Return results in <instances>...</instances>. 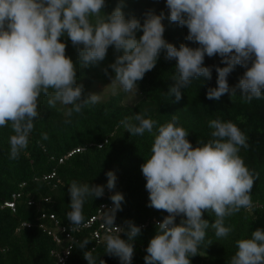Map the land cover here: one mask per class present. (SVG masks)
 <instances>
[{"label":"clouds","instance_id":"1","mask_svg":"<svg viewBox=\"0 0 264 264\" xmlns=\"http://www.w3.org/2000/svg\"><path fill=\"white\" fill-rule=\"evenodd\" d=\"M165 7L167 13L149 10L141 22L125 13L123 0L111 12L105 11L106 0H0V128L11 126L10 158L16 159L28 147L34 121L40 117L42 95L48 97L50 108L57 103L70 105L69 116L100 101L96 93L84 95V85L77 81V62L66 55L67 44L61 39L65 36L78 53L80 67L98 65L110 47L115 49V61L108 66L114 73L110 76L114 90L119 86L126 93H138V81L156 67L164 52L166 60L176 61L168 92L176 102L193 80H211L213 67L216 87L208 88L207 99L219 100L224 94L232 97L237 92L248 102L264 98V0H166ZM166 18L186 27V40L197 46L181 43L177 47L167 41ZM217 55L223 67L205 66L206 56ZM237 65L245 71L238 84L230 86L228 77ZM120 124L131 136L153 133L155 128L151 155L141 171L148 206L168 215L157 222L145 264H191L210 226L204 212L215 214L211 228L216 237L223 238L231 231L225 218L253 207L251 191L258 175L240 155L249 146L247 136L232 121L215 118L208 122L212 138L198 140L194 147L175 115L159 126L141 113L125 117ZM106 175V187L115 189V172ZM104 190V185L70 183L67 218L71 232L84 224L86 198L102 197ZM110 199L113 206L101 209L109 227L115 225L125 197L115 192ZM177 217H181L179 223ZM116 232L106 236V254L118 257L121 264H132L133 241L142 226L126 221V227L117 226ZM122 233L127 240L121 238ZM236 247L230 264H264V229L239 239ZM84 258L96 264L91 251Z\"/></svg>","mask_w":264,"mask_h":264},{"label":"trees","instance_id":"2","mask_svg":"<svg viewBox=\"0 0 264 264\" xmlns=\"http://www.w3.org/2000/svg\"><path fill=\"white\" fill-rule=\"evenodd\" d=\"M124 11L129 16L135 15L143 22L145 13L154 9L157 14L167 13L166 0H123ZM106 12L115 9L120 0H106ZM165 39L177 47L188 43V29L170 23L166 18ZM142 33H138V36ZM66 55L77 62V81L84 85L87 96L98 83L111 82L114 73L110 67L117 53L113 47L107 57L98 65L80 67L78 53L71 41L65 36ZM221 58L205 57V66L220 64ZM175 60H166L165 53L160 54L156 67L138 81V98L133 103L126 102L127 93L118 91L96 105L85 107L80 113L67 115L69 106L57 103L55 108L47 104L48 97L39 98L40 117L34 121V129L29 137V145L16 159L10 158L9 137L12 135L10 124L0 128V264H54L56 258L53 250L57 247L53 238L39 227L43 211L54 213L62 224L70 225L67 214L71 198L68 186L72 181L78 183L104 185V195L99 198L87 197L83 205L84 221L87 220L103 202L113 206L110 196L115 192L123 193L125 200L122 210L116 213L115 223L126 227V221L136 225L148 223L141 234L133 241L134 256L132 264H145L146 248L156 232L155 218L168 215L163 210L149 207V193L146 190L141 165L151 155L154 133L131 136L120 121L137 113L157 121V126L178 118V126L189 133L188 139L193 146L197 141L207 142L211 139L212 129L208 122L219 118L232 121L247 136L248 148H242L240 155L246 166L258 175L251 191L253 207L225 218V226L231 231L226 237L218 238L211 228L216 217L211 211L204 212L203 218L209 221L204 241L199 245L197 255L191 258V264H230L236 253V241L251 238L252 231L264 229V98L244 100L239 92L232 96L224 94L219 100L207 99L209 87H216L217 73L212 70L211 80L201 77L182 89L183 96L176 102L175 96L168 94L172 85ZM108 74L106 75L105 69ZM245 69L237 65L229 75L230 86L238 84ZM68 121V122H66ZM47 134V139H44ZM84 148L72 156L59 160L67 153ZM117 176L115 189L107 185L108 171ZM54 178L45 179L52 172ZM111 191V194L110 192ZM19 193L15 210L5 205L12 200V195ZM46 198L48 200H46ZM181 217H177V223ZM30 226H22L23 223ZM123 230V229H121ZM78 240L69 256L67 264H88L84 258L86 251H91L96 264H121L118 257L106 254V239L100 244L92 240L89 231L78 235ZM121 238L127 240L126 233ZM89 241L84 249L80 245Z\"/></svg>","mask_w":264,"mask_h":264},{"label":"built area","instance_id":"3","mask_svg":"<svg viewBox=\"0 0 264 264\" xmlns=\"http://www.w3.org/2000/svg\"><path fill=\"white\" fill-rule=\"evenodd\" d=\"M83 149V147L76 148L67 153V155H65L59 161L62 163L64 161V158L70 157L72 156V154L80 152ZM55 176L56 173L53 171L50 175L45 176L44 178L50 179L54 178ZM109 192L111 194V191ZM104 196H106V194ZM18 197H20L19 193L13 194L12 200L6 201L5 205L15 210V201ZM46 200L48 199L46 198ZM111 207L112 205L108 202L101 203L96 211L87 220H85L84 224H82L75 232H71L72 225L62 224L54 213L43 211L40 216L39 227L48 235H50L57 245V247L53 250L56 258L54 264H67L69 256L71 254H69V252H72L74 244L79 238L78 235L85 230L89 231L92 240H94L96 244H100L104 239H106V236L108 234H117L116 228L117 226H121L117 223H115V225L111 227L105 224L104 212L101 210L102 208L103 210H107V208ZM163 219L164 218H155L153 220V223L157 225V222H161ZM147 225L148 223H144L139 226H142V228H144ZM22 226H30V224L25 222L22 224Z\"/></svg>","mask_w":264,"mask_h":264},{"label":"rangeland","instance_id":"4","mask_svg":"<svg viewBox=\"0 0 264 264\" xmlns=\"http://www.w3.org/2000/svg\"><path fill=\"white\" fill-rule=\"evenodd\" d=\"M118 91H123L122 88L117 86L115 90L113 89V86L111 85V82L108 83H98L96 86L93 88L91 93H96L100 96V99H105L108 96H110L113 93H116ZM138 98V93L133 94V93H127L126 95V102L127 103H133L137 100Z\"/></svg>","mask_w":264,"mask_h":264}]
</instances>
